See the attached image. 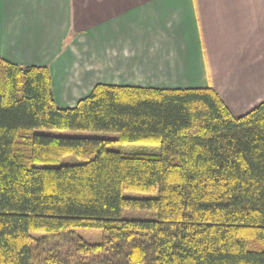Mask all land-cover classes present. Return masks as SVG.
Wrapping results in <instances>:
<instances>
[{
    "label": "trees",
    "instance_id": "16d2710c",
    "mask_svg": "<svg viewBox=\"0 0 264 264\" xmlns=\"http://www.w3.org/2000/svg\"><path fill=\"white\" fill-rule=\"evenodd\" d=\"M0 264H264V100L97 84L64 108L48 66L0 56Z\"/></svg>",
    "mask_w": 264,
    "mask_h": 264
},
{
    "label": "crops",
    "instance_id": "0c3cea01",
    "mask_svg": "<svg viewBox=\"0 0 264 264\" xmlns=\"http://www.w3.org/2000/svg\"><path fill=\"white\" fill-rule=\"evenodd\" d=\"M0 56L50 69L57 104L97 84L215 88L264 100V0H0Z\"/></svg>",
    "mask_w": 264,
    "mask_h": 264
},
{
    "label": "rangeland",
    "instance_id": "374dc122",
    "mask_svg": "<svg viewBox=\"0 0 264 264\" xmlns=\"http://www.w3.org/2000/svg\"><path fill=\"white\" fill-rule=\"evenodd\" d=\"M40 132H49L55 135H64V136H81V137H102L108 139H116L119 136L118 132L112 131H98V130H73V129H41L37 130ZM117 142H112L109 145H115ZM122 150V149H121ZM124 150H129L127 147ZM80 158L75 155H68L63 158L60 163H75L79 162ZM136 195H142L141 192H136ZM152 214L151 211L143 209H125L123 211V216L125 217H150ZM98 230H92L88 232H82L87 238L95 239L97 237Z\"/></svg>",
    "mask_w": 264,
    "mask_h": 264
}]
</instances>
